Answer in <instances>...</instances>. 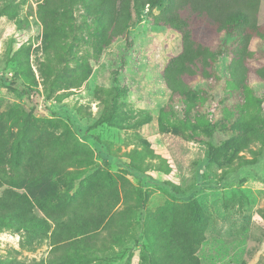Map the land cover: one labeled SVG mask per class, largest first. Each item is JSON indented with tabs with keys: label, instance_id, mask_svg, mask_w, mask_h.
Instances as JSON below:
<instances>
[{
	"label": "rangeland",
	"instance_id": "rangeland-1",
	"mask_svg": "<svg viewBox=\"0 0 264 264\" xmlns=\"http://www.w3.org/2000/svg\"><path fill=\"white\" fill-rule=\"evenodd\" d=\"M37 3L0 0V194L57 212L84 201L101 232L95 248L71 245L62 263L51 253L54 225L35 204L50 229L0 221V264H154L181 227L199 264H264V81L232 84L233 44L217 42L211 78L179 99L161 71L181 41L153 25L159 7L133 11L102 48L83 4L67 3L52 25ZM112 215L116 238L104 231ZM79 234L69 242L89 237Z\"/></svg>",
	"mask_w": 264,
	"mask_h": 264
},
{
	"label": "trees",
	"instance_id": "trees-1",
	"mask_svg": "<svg viewBox=\"0 0 264 264\" xmlns=\"http://www.w3.org/2000/svg\"><path fill=\"white\" fill-rule=\"evenodd\" d=\"M67 3L70 6L83 4L96 20L101 28L98 42L102 48L113 44L129 28L133 11L159 7V13L152 18L153 25L174 31L181 41L180 52L171 56L161 71L166 90L175 98H184L192 84L211 78L219 41L233 44L228 73L236 88L264 81V23L257 22L260 0H165L164 3L162 0H43L42 4L37 3L40 21L52 25L63 22ZM45 32L49 35L51 30L48 28ZM18 79L16 77L11 85H16ZM0 82L8 83L5 78H0ZM41 163L47 169L54 167L49 160ZM3 184L0 179V189ZM35 204L45 210L54 225L50 235L51 253L55 257L54 254L59 253L62 263L63 254L71 245H75L74 249L95 248L92 240L99 237L100 224L95 217H86L84 201L79 200V205H68L57 212L50 204L34 202L24 193L4 189L0 194V221L30 227L41 224L50 229L47 222L35 216ZM117 219L119 216L112 215L105 222L104 231L109 238L119 235L114 227L112 229ZM77 233L89 237L71 244L69 240ZM192 235L189 228L172 229L163 246L168 255L159 257L154 264H199L190 241Z\"/></svg>",
	"mask_w": 264,
	"mask_h": 264
}]
</instances>
